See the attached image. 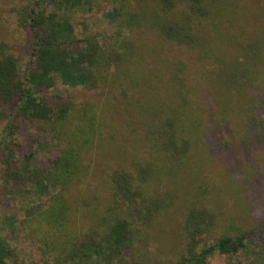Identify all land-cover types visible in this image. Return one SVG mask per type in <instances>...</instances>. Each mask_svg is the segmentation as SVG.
Instances as JSON below:
<instances>
[{
	"label": "rangeland",
	"instance_id": "rangeland-1",
	"mask_svg": "<svg viewBox=\"0 0 264 264\" xmlns=\"http://www.w3.org/2000/svg\"><path fill=\"white\" fill-rule=\"evenodd\" d=\"M35 1L0 0V42L19 59L23 76L35 62L34 32L21 26L33 9L57 13L61 17L66 15L74 28L73 40L80 47L96 38L106 48L110 38L123 28L120 26L123 18L119 16V5H114L112 0H80L84 4L73 10L60 8L59 0H46L39 8ZM140 4L153 7L151 0H141ZM128 8L134 12L138 7L131 4ZM217 8L222 41L228 52L225 60L229 72L232 73L231 67L235 68L233 64H243L253 69L255 77L233 90L220 88L218 99H236L239 104L228 112L226 122L222 124L204 118V125L208 126L212 137V148L196 134L192 150L184 162L170 164L163 156L158 159L153 153L152 133L148 132L158 122L145 126L144 120L150 119V109H162L161 102L166 93L161 86L155 90L146 88L147 85L132 87V79L136 76L129 77L122 84L103 82L97 90L72 87L61 81L53 87L42 86L41 95L51 105L89 103L97 105L100 110L97 123L100 122L101 136L98 135L92 149L85 153V168L80 180L71 188L68 201V192L62 193L66 220L62 225L52 227L48 213L57 203L53 200V189L39 188L26 177L12 179L10 175H24L25 169H33L34 163L49 168L51 159L61 154L63 142L55 135L56 126L25 119L19 112L13 114L14 133L9 137L10 147L0 150V245L8 253V264H57L55 258L59 251L54 247L47 254V250L41 248V237L49 235L52 229L55 233H64L63 225L69 222L68 229L73 231L75 239H82L93 226L101 223L100 217L108 215L106 209L112 201L111 173L117 168L136 173V163L146 161H153L150 163L159 169V173L145 186L144 199L151 201L163 195L160 201L164 209L155 219L152 216L147 219L146 211L136 214L135 247L126 250L133 264H168L182 255L185 241L182 226L190 207L197 201L198 189L204 193L201 194L202 204L214 214L217 237L225 232L234 234L264 225V143H258L257 138L255 143L248 126V120L258 116L253 93L264 91V0H218ZM123 33L124 37H130L128 30ZM131 35L140 40L145 53L147 50L143 67H140L141 76L144 71L148 78L157 80L154 70L164 74L174 53L164 46L162 49L156 35L145 28ZM69 37L60 36L59 39L63 41ZM257 44L259 58L254 61L251 53ZM152 50L157 52L152 55ZM176 59L193 68L190 84L194 88V100L201 99L204 91L211 88L203 79L206 77L204 73L213 70L212 67L195 66L194 61L190 63L188 51L180 53ZM210 62L213 63L208 60ZM239 94H243L240 99ZM148 104L152 107L147 108ZM7 124L6 116L0 114V141L6 135ZM67 126L74 128L71 122ZM57 190L60 191L59 186ZM212 239L208 240L209 245L214 244ZM259 240L264 241V234L258 235L255 241ZM246 263L220 253H214L209 260V264Z\"/></svg>",
	"mask_w": 264,
	"mask_h": 264
},
{
	"label": "trees",
	"instance_id": "trees-1",
	"mask_svg": "<svg viewBox=\"0 0 264 264\" xmlns=\"http://www.w3.org/2000/svg\"><path fill=\"white\" fill-rule=\"evenodd\" d=\"M45 1L36 0L37 8L42 7ZM151 1L153 7L140 4L141 0H112L114 5H119V16L123 18L120 26L123 28L110 38L106 48L96 38L86 41V46H76L74 28L66 15L61 17L57 13H46L45 10H31L21 26L34 32L35 62L24 76L19 70V59L6 44L0 42V114L5 115L8 121L6 135L0 141V150L5 151L10 147L9 137L14 133L13 114L16 112L25 119L56 126L55 135L63 142L61 154L51 159L49 168L34 163L33 169H25L24 175H10L12 179L26 177L39 188L53 189V200H57V203L48 213L52 227L60 226L66 220L62 193L68 192V201L71 188L80 180L85 168V153L92 149L98 135L101 136L100 122L97 123L100 110L97 105L89 103L51 105L41 95L42 86L53 87L57 81H61L68 86L97 90L103 82L122 84L131 76H136L132 79V87L147 85L146 88L155 90L161 86L166 93L161 102L162 109H150V119L144 120V125L148 126L157 120L153 129H148L153 136V153L158 159L163 156L170 164H177L188 158L196 134L206 144L210 143L209 148H212V137L208 126L204 125V118L222 124L226 122L228 112L239 104L236 99H218L220 88L233 90L248 80H254L253 69L248 65L235 63V68L231 67L232 73L227 68L225 57L228 52L219 26L218 0ZM83 4L80 0H59L60 8L71 10ZM131 4L138 7L136 11L129 10ZM143 28L156 35L162 49L164 46L174 53L170 67L164 74L158 69L154 70L157 80L148 78L144 71V76L140 74L147 50L145 53V47L140 40L132 38L131 33ZM123 30H128L130 37H124ZM60 36L70 37L62 41ZM255 47L251 53L254 61L259 58V45ZM187 51L190 63L194 61L195 66L213 69L204 73L206 77L203 79L211 88H207L197 101L194 100V88L190 84L193 68L190 69L187 62L176 59L180 53L186 54ZM153 52L157 51L152 50L150 53L153 55ZM208 60L213 63H208ZM263 92L253 93L258 116L248 120L249 131L258 143H264ZM242 95L239 94L238 99ZM149 107L152 106L148 104ZM70 122L74 125L73 129L67 126ZM150 162L136 163V173L118 168L111 173L112 201L106 209L108 215L106 218L100 217L101 223L93 226L82 239H75L67 222L63 225L64 233H55L52 229L49 235H43L40 239L41 248L47 250L48 254L51 248L56 247L59 251L55 258L57 264H68L70 261L72 264H133L126 250L135 247L133 233L136 214L146 211L147 219L150 216L155 219L164 209L160 201L163 195L151 201L144 199L145 186L159 173V169ZM58 186L60 191L57 190ZM201 194L204 193L198 189L197 201L193 202L183 222L185 241L182 255L168 264H209L214 253L245 261L246 264H264V241H255L258 235L264 234V225L259 229L241 230L234 234L225 232L217 237V222L213 212L202 204ZM64 236L66 241H63ZM211 238L214 240L213 245L208 244ZM1 246L0 264H8V253ZM65 260L66 263H62Z\"/></svg>",
	"mask_w": 264,
	"mask_h": 264
}]
</instances>
